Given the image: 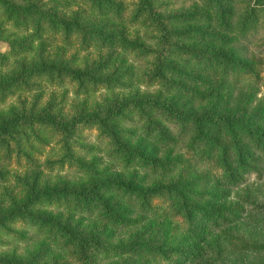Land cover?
<instances>
[{"label": "rangeland", "instance_id": "374dc122", "mask_svg": "<svg viewBox=\"0 0 264 264\" xmlns=\"http://www.w3.org/2000/svg\"><path fill=\"white\" fill-rule=\"evenodd\" d=\"M33 1L17 0L20 7ZM40 1L44 13L83 24L84 40H80L84 32L72 28L64 34L45 20L40 25V38L23 40L26 17L19 19L22 24L18 28L0 23V51L12 47L16 51L4 53L0 60V80L16 68V62H43L86 69L92 77L108 76L113 82L78 89L66 76L40 75L26 78L22 84L0 86V120L13 114L40 113L67 121L80 112L102 110L109 100L117 98L148 99L193 113H234L240 121L264 128V11L256 10L255 26L244 39L236 35L238 20L251 0H151L153 11L162 17L160 22L169 32L165 43L150 18L142 13L134 15L137 0ZM188 49L234 52L231 57L246 58L257 78L237 68L223 72L213 63L208 64L213 67L198 68L185 52ZM156 63H170L189 74L181 78L165 73L166 79L159 82L154 75ZM147 120L158 123L171 137L165 146L145 136L150 134L146 132ZM110 121L122 144L136 149L135 144L141 143L156 162L120 158L92 123L78 122L64 136L58 128L23 118L9 136L3 135L6 144L0 142V213L19 204L29 186L33 190L61 184L86 186L92 180L111 177L146 188L167 183L177 175L187 179L199 171L209 178L205 191L216 196L215 204L243 207L237 221L222 228L223 233L211 232L207 226L200 242L186 237L185 225L172 214L169 199L158 195L150 196L138 208L137 197L107 191L125 212L122 217L127 225L123 226L111 225L101 216L100 199L74 206L60 197L40 198L28 209L60 221L68 218L78 233L97 236L100 245L88 249L90 260L84 264H119L124 260L127 264H264V253L238 248L239 241L264 244V155L256 172L244 173L240 185H231L217 167L193 161L184 137L190 128L174 122L167 112L131 106ZM3 225L1 256L17 260L32 257V264H83L71 255L70 246L35 224L13 218L4 219ZM131 242L158 245L166 252L164 256L149 255L131 247ZM187 249L199 251L195 260L178 258L176 251Z\"/></svg>", "mask_w": 264, "mask_h": 264}, {"label": "trees", "instance_id": "16d2710c", "mask_svg": "<svg viewBox=\"0 0 264 264\" xmlns=\"http://www.w3.org/2000/svg\"><path fill=\"white\" fill-rule=\"evenodd\" d=\"M41 3L40 0H35L26 5V7H20L17 0H0L1 25L10 24L18 28L17 26L22 24L19 19L26 17L28 23L23 25L24 33L26 34L23 40L29 37L37 39L40 38L41 22L45 20L52 27L57 26L64 34L72 28L73 30L84 32L80 33V40H84L86 31H83V24L76 19L65 21L54 15H49L46 11L44 13L41 9ZM219 8L221 11L223 10V8ZM256 10L264 11V0H251V3L244 7L243 14L236 25L238 39H244L249 29H253L255 26L257 20ZM140 13L150 18L156 28L161 31L162 38L160 40L165 43L164 37L169 32L166 33L162 22H160L162 17L153 11L151 0H137L134 15ZM175 17L171 16L170 18ZM46 18H50V20L47 22ZM23 28L21 30H24ZM132 44V46H136L135 43ZM15 52L13 47L6 52L0 51V60L3 59L5 54L9 55ZM185 52L188 53L198 68H205L206 65L213 63L214 65L218 64L223 72L227 69L237 68L253 79L257 78V72L252 69L251 63L247 62L246 58L237 57V59H233L231 57L235 54L234 52L221 53L217 51L209 53L189 49ZM214 65L206 67H213ZM154 69V75L159 82L166 79L165 73H170L172 77L175 75L181 78L183 75L189 74L186 71L175 68L170 63H156ZM40 75L57 78L66 76L76 83V88L78 89H83L86 84L104 83L109 85L113 82L108 76L92 77L86 69H72L43 62L36 64L16 62V68L0 80V86L4 87L14 83L22 84V82L25 83L26 78ZM131 106L137 108L150 107L153 110L165 111L174 122L189 127V133L184 136L187 140L189 156L195 163L205 161L210 166L217 167L226 183L236 186L240 185L244 173L257 171V166L264 155V128L252 127L247 121L237 119L234 113L218 114L212 111L193 113L173 110L168 104L148 99L121 100L113 98L107 102L102 110L80 112L67 121L49 114L37 113L30 116L13 114L0 120V142L6 144L3 135L9 136L11 130L23 118L35 119L37 122L58 128L64 136L74 129L76 123L88 122L97 126L99 134L105 136L111 142L113 149L117 151L120 158L125 161L137 159L140 163H154L156 161L150 157V152L140 147L142 146L141 143L137 142L135 144L136 149L129 148L124 143L122 144L117 137L115 125L110 121L119 115L123 109ZM146 127L148 128L146 132L150 134H145V136L152 138L156 143L161 142L165 146L171 139L155 121L147 120ZM209 182L206 174L197 171L187 179L177 175L167 183H154L146 188L139 187L130 180L123 181L111 177L92 180L86 186L61 184L52 187L44 186L37 190H33L29 186L27 194L19 204L12 205L0 213V226H5L3 225L4 219L10 220L13 218L23 219L35 224L43 228L49 236L58 238L65 245L70 246L72 248L71 255L74 259L84 264L90 260V256L87 254L88 249L99 247L100 239L95 235L78 233L75 226L68 222V218L60 221L57 218L54 219L38 212H31L28 206L40 198L60 197L74 206L87 205L100 199L101 216L104 219L109 221L111 225L123 226L125 222L127 225V221L122 217V214L125 213L124 210L112 202L111 192H107L112 189L121 194L137 197L139 200L138 208H142L147 198L152 195L168 198L172 214L179 216L185 225L186 237L191 241L200 242L203 240L200 238L207 230V226L211 232L223 233L221 231L222 228L237 221L239 218L238 213L243 209L241 206L230 203L215 204L214 199L216 196L208 190L205 191ZM130 244L132 245L131 247L140 248L149 255L164 256L166 252L160 246H152L147 242L139 244L131 242ZM239 244L241 245L238 248L247 250V252L264 253V244L255 243L250 245L246 241H239ZM198 252L196 249H187L177 250L176 254L180 260L189 262L195 260L194 255H197ZM32 262V257L17 260L0 255V264H32ZM119 264H127V261L124 260Z\"/></svg>", "mask_w": 264, "mask_h": 264}]
</instances>
